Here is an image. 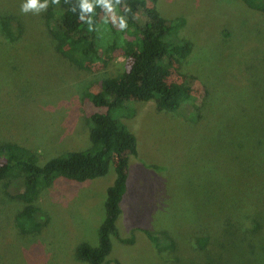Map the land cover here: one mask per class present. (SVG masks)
<instances>
[{
    "label": "rangeland",
    "instance_id": "obj_1",
    "mask_svg": "<svg viewBox=\"0 0 264 264\" xmlns=\"http://www.w3.org/2000/svg\"><path fill=\"white\" fill-rule=\"evenodd\" d=\"M152 4L164 18L181 20L170 38L187 41L190 51L172 65L170 79L188 80L189 96L173 110L150 99L130 101L117 114L136 139L116 221L119 237L131 240L110 237L106 263L200 264L222 255L215 228L225 217L234 222L236 207L247 212V222L258 221L264 238V17L242 0ZM46 8L41 0H0V14L20 27L15 41L0 33V142L33 150L40 164L89 147L85 94L127 66L122 55L89 70L61 57L49 29L59 11L47 19ZM113 178L109 163L101 176L43 187L36 203L47 222L37 220L36 231L27 233L10 223L16 206L0 188V264H88L74 249L97 244ZM162 229L174 235L180 260L143 232ZM204 238L210 244L201 251Z\"/></svg>",
    "mask_w": 264,
    "mask_h": 264
},
{
    "label": "trees",
    "instance_id": "obj_2",
    "mask_svg": "<svg viewBox=\"0 0 264 264\" xmlns=\"http://www.w3.org/2000/svg\"><path fill=\"white\" fill-rule=\"evenodd\" d=\"M152 1L61 0L56 7L55 0H41L47 7V19L54 18V12L59 11L49 29L61 57L78 69L89 70L105 67L115 56L122 55L127 66L120 74L100 79L97 87L85 94L91 104L85 118L89 124V147L66 150L40 164L33 150L0 142V188L16 206L10 223L21 233L36 231L37 220L39 226L47 222L36 203L43 187L56 179L84 181L98 177L107 171L109 163L113 165L114 178L106 188L97 244L83 242L74 249V256L88 264H107L110 237L120 242L131 240L119 237L116 221L126 189L128 159L136 154V139L117 114L130 106V101L150 99L159 108L173 110L189 96L188 80L170 79L172 65L190 51L187 41L170 38L181 20L164 18ZM242 1L264 17V0ZM19 30L13 17L0 14V33L6 40H17ZM255 66L254 70L260 68L256 63ZM129 114L134 115L132 111ZM236 210L234 222L225 217L215 228H220L218 249L222 255L205 256L200 264H235L236 260L240 264H264V238L259 237L258 221L247 222L251 219L247 212L239 214L240 207ZM143 232L155 248L170 252L173 260H180L178 244L169 230ZM202 241L201 251L207 250L210 241L206 238ZM225 254L235 261L223 262Z\"/></svg>",
    "mask_w": 264,
    "mask_h": 264
}]
</instances>
